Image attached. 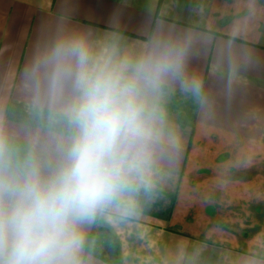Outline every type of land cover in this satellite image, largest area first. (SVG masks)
I'll return each instance as SVG.
<instances>
[{"label": "crops", "instance_id": "crops-1", "mask_svg": "<svg viewBox=\"0 0 264 264\" xmlns=\"http://www.w3.org/2000/svg\"><path fill=\"white\" fill-rule=\"evenodd\" d=\"M67 37L131 60L161 39L185 52L147 183L129 214L83 226L87 264H264V0H0V128L22 150L68 132L32 85Z\"/></svg>", "mask_w": 264, "mask_h": 264}, {"label": "clouds", "instance_id": "clouds-1", "mask_svg": "<svg viewBox=\"0 0 264 264\" xmlns=\"http://www.w3.org/2000/svg\"><path fill=\"white\" fill-rule=\"evenodd\" d=\"M184 48L155 41L136 59L61 38L32 85L68 132L51 151L22 150L0 128V264H87L83 226L129 214L159 148L162 86L182 76Z\"/></svg>", "mask_w": 264, "mask_h": 264}, {"label": "rangeland", "instance_id": "rangeland-1", "mask_svg": "<svg viewBox=\"0 0 264 264\" xmlns=\"http://www.w3.org/2000/svg\"><path fill=\"white\" fill-rule=\"evenodd\" d=\"M27 148L29 149V148H32V146H28L27 145ZM34 151H37V152H40V147L37 145V148H32ZM36 149V150H35ZM94 226H96V225H94ZM92 247H96V245H93ZM96 248H98V250H100L101 252H103V253H105V250L103 249V247H96ZM115 250V249H114ZM116 252V251H115Z\"/></svg>", "mask_w": 264, "mask_h": 264}]
</instances>
